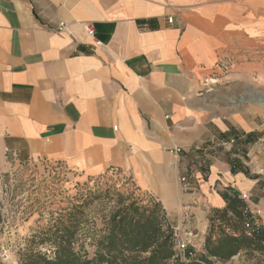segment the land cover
I'll return each instance as SVG.
<instances>
[{"label": "crops", "instance_id": "1", "mask_svg": "<svg viewBox=\"0 0 264 264\" xmlns=\"http://www.w3.org/2000/svg\"><path fill=\"white\" fill-rule=\"evenodd\" d=\"M8 150L129 170L173 226L207 229L225 193L263 213L264 0H0Z\"/></svg>", "mask_w": 264, "mask_h": 264}, {"label": "rangeland", "instance_id": "2", "mask_svg": "<svg viewBox=\"0 0 264 264\" xmlns=\"http://www.w3.org/2000/svg\"><path fill=\"white\" fill-rule=\"evenodd\" d=\"M232 138L221 140L216 146L228 149L236 142V138L231 142ZM172 148L180 149L171 152L168 148L174 156H180L183 151L180 146ZM6 160V166L0 167V264H22L24 257L31 252L54 256L58 249L55 235H60L58 230L67 225L71 226L72 250L91 257L110 231V217L120 205V196L141 200L140 204L148 203L150 199L158 201L140 187L132 172L116 166L98 174H85L47 158L23 160L14 150H8ZM111 168L115 170L112 172ZM256 173L264 174V169H257ZM183 177L191 184L186 185ZM179 179L184 191H195L194 181L188 175L182 174ZM243 198L248 202L249 196ZM250 198L255 199L253 196ZM158 202L164 208L161 201ZM246 207L250 213L247 219L259 221L257 218H260L264 222V210L261 213L251 208L249 203ZM165 212L174 234L186 242L194 240V245L190 244L182 251L177 250L174 244L178 256L175 254L167 264H176L178 260L186 263L199 260L206 254L209 233L212 232L213 239L223 229L234 233L233 228L237 224L236 216L230 213L231 224L226 220L212 224L210 219L207 229L173 226L166 209ZM184 213L190 216L192 206H186ZM212 214L214 211L210 216ZM243 225L244 222L240 227ZM51 238L54 239L49 240ZM211 260L212 264H264V253L251 247L240 250L228 260L215 257Z\"/></svg>", "mask_w": 264, "mask_h": 264}, {"label": "trees", "instance_id": "3", "mask_svg": "<svg viewBox=\"0 0 264 264\" xmlns=\"http://www.w3.org/2000/svg\"><path fill=\"white\" fill-rule=\"evenodd\" d=\"M224 197L228 201L227 206L214 210L210 219L212 224L217 220H226L227 224H231L229 214H234L237 220L234 233L223 229L215 239L212 232L209 233L206 254L201 255L199 260L188 263L178 260L176 264H212L211 257L228 260L240 250L251 247L264 253V227L253 235L240 227L247 205L245 199L227 193ZM140 201L120 196V205L110 217V231L100 241L93 256L72 250L71 226L67 225L58 230L60 235H55L54 242L58 244V249L54 256L31 252L24 257L22 264H167L176 251L174 232L165 209L154 199L145 204H140Z\"/></svg>", "mask_w": 264, "mask_h": 264}, {"label": "built area", "instance_id": "4", "mask_svg": "<svg viewBox=\"0 0 264 264\" xmlns=\"http://www.w3.org/2000/svg\"><path fill=\"white\" fill-rule=\"evenodd\" d=\"M169 21H172V18H169ZM66 28V24L65 23H61L60 26L58 27V30H63ZM86 31L89 32L90 34L94 35V28L91 27V26H87L86 27ZM97 43H100L98 40H97ZM231 142H235V138H232ZM169 150L171 152H176L177 150L180 151V149H177V148H169ZM115 170V168H111V171L113 172ZM183 181H185L186 185H188L189 183L191 184V182H189L187 180L186 177H183ZM244 229H245V232L249 235H253L257 232H259V230L261 229V227H264V222L260 219V218H257L259 221H252L250 219H247L248 216L250 215L249 213V208L248 207H245L244 208ZM252 216L254 217V215L252 214ZM191 235H193L191 233ZM174 244L177 248V250L179 251H182V250H185L187 249V247L191 244V245H194V240H189V241H185L184 239L180 238L178 236V234H174ZM176 256H178V254L176 253Z\"/></svg>", "mask_w": 264, "mask_h": 264}]
</instances>
